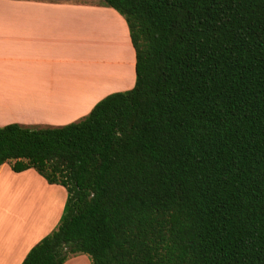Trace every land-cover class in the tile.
Returning a JSON list of instances; mask_svg holds the SVG:
<instances>
[{
    "label": "trees",
    "instance_id": "trees-1",
    "mask_svg": "<svg viewBox=\"0 0 264 264\" xmlns=\"http://www.w3.org/2000/svg\"><path fill=\"white\" fill-rule=\"evenodd\" d=\"M96 1L135 83L77 122L0 127V165L67 192L21 264H264V0Z\"/></svg>",
    "mask_w": 264,
    "mask_h": 264
},
{
    "label": "crops",
    "instance_id": "crops-1",
    "mask_svg": "<svg viewBox=\"0 0 264 264\" xmlns=\"http://www.w3.org/2000/svg\"><path fill=\"white\" fill-rule=\"evenodd\" d=\"M125 20L96 0H0V127H60L135 83ZM64 187L0 165V264H21L58 225ZM64 264H91L87 255Z\"/></svg>",
    "mask_w": 264,
    "mask_h": 264
},
{
    "label": "rangeland",
    "instance_id": "rangeland-1",
    "mask_svg": "<svg viewBox=\"0 0 264 264\" xmlns=\"http://www.w3.org/2000/svg\"><path fill=\"white\" fill-rule=\"evenodd\" d=\"M122 17V16H121ZM123 18V17H122Z\"/></svg>",
    "mask_w": 264,
    "mask_h": 264
}]
</instances>
